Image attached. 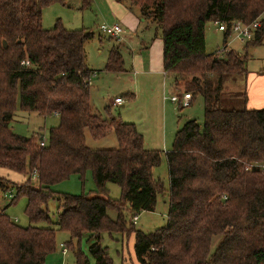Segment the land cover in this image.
<instances>
[{
	"label": "trees",
	"instance_id": "obj_1",
	"mask_svg": "<svg viewBox=\"0 0 264 264\" xmlns=\"http://www.w3.org/2000/svg\"><path fill=\"white\" fill-rule=\"evenodd\" d=\"M57 1L64 0H0V167L26 177L19 183L0 176V190L14 193L10 205L26 197L29 219L21 225L0 205V264H44L57 249L58 230L70 233L65 244L75 249L76 264H90L89 255L96 264H113L103 233L118 234L122 252L132 239L139 264H264V107L249 108L244 91L224 90L227 77L248 74V53L227 48L232 24L259 19L246 47L260 44L264 0H119L158 24L166 76L192 99L201 94L204 100L203 122L187 120L164 153L168 219L150 232L136 228L133 216L129 224L124 212L155 210L165 192L154 175L163 153L146 147L135 123L114 116L108 106L105 115L94 109L90 82L96 71L86 51L94 34L60 21L45 28L43 10ZM215 21L226 24L223 47L208 53L205 28ZM125 69L120 46L111 47L104 70ZM232 102L240 107H227ZM18 108L59 116L45 145L40 132L22 135L10 126ZM86 130L95 139L114 131L118 146L91 148ZM89 171L97 186L93 196L52 189ZM108 182L120 185L121 198L110 196ZM51 198L60 201L57 227L33 225L51 221Z\"/></svg>",
	"mask_w": 264,
	"mask_h": 264
},
{
	"label": "rangeland",
	"instance_id": "obj_2",
	"mask_svg": "<svg viewBox=\"0 0 264 264\" xmlns=\"http://www.w3.org/2000/svg\"><path fill=\"white\" fill-rule=\"evenodd\" d=\"M133 9L137 10L133 12L138 15H136L138 24L136 22L130 24L127 22L128 20H117L123 25L124 34L127 33L126 36L129 38L127 42H121L116 37H112L100 29L102 23L116 21L107 0H90L89 5H85L83 0L54 2L44 8L42 24L45 28H52L57 21H60L66 28L86 29L93 32V38L86 42V51L87 64L97 69L96 74H93L90 86L91 99L95 110L105 115V107L109 99L120 96L124 101L112 107V111L125 122L136 123L140 132L142 131L144 134L146 147L162 151V161L155 168L154 175L163 182L165 192L158 194L155 210H143L139 212V219L135 223L136 228L150 232L164 226L168 219L170 182L168 164L164 153L172 149L178 128L188 118L192 117L199 123L203 122L204 100L201 94H197L193 103L190 106L186 105L181 108L180 111L178 102L175 104L171 100L163 99L165 94L168 96H171L172 93L182 95L184 91L181 86V88L171 90L175 85L172 78H166L163 74L149 73L150 70L147 66L145 68L140 67L139 58L146 56L143 40L150 43L152 37H162V31L156 22L140 20V15L142 16V14L139 7L135 6ZM133 33L134 35H132ZM205 37L206 51L208 53L221 51L224 41V31H221L217 24L214 22L207 23ZM115 43L120 46L125 60V68L128 70L127 72L116 73L104 70L110 48ZM228 44L236 51L248 53V59L246 60L248 71L253 72L264 69V39L260 44H249L246 47L247 40L234 39V36L231 35L228 38ZM231 47L228 48L232 49ZM133 60L135 64L132 66ZM134 69L137 71L136 74L130 73ZM134 79L137 81L138 86L135 85ZM148 80H150V83H147ZM245 80L246 77L243 75L227 77L224 83V90L241 93L245 88ZM145 83L150 85L145 86ZM135 87H138L137 90H135ZM128 90L135 91L136 97L134 99H130L128 94H126ZM239 104L232 102L227 107H240ZM58 122L59 118L56 115L45 117L36 112L24 111L20 108L9 119V124L15 132L28 136L34 132H40L46 140H48L50 128L57 125ZM86 143L89 147L95 149H109L118 146L114 131L109 132L103 138L95 139L86 130ZM96 187L93 175L89 171L84 178L80 174H73L68 179L54 184L52 189L60 193L89 194L93 196L95 195ZM107 188L112 198H121L122 190L120 185L108 182ZM13 195L14 193L4 195L0 190V205L6 209L7 214L12 219L26 226L29 224V219L25 213L27 198L20 197L16 203L10 205ZM59 204V199L51 198L47 203L51 221H41L33 225L57 227ZM109 212L111 216L115 217L113 210ZM124 213L127 222L130 224L134 212L126 209ZM70 239L71 235L69 232L58 230L56 238L57 249L47 256L44 264H76L75 249H70L66 255L60 251V244L62 242L67 243ZM73 242L76 246L77 242L75 239ZM102 244L107 247L109 255L113 259V264H129L135 261L132 239L125 246V252H122V242L118 234L109 235L108 233H103ZM82 247L85 252H88L85 239L82 240ZM89 259L90 264H96L91 255H89ZM62 261L64 262L62 263Z\"/></svg>",
	"mask_w": 264,
	"mask_h": 264
},
{
	"label": "crops",
	"instance_id": "obj_3",
	"mask_svg": "<svg viewBox=\"0 0 264 264\" xmlns=\"http://www.w3.org/2000/svg\"><path fill=\"white\" fill-rule=\"evenodd\" d=\"M108 3L110 4L111 8H112V13H113V16H114V19L116 21L112 22V23H120L119 21L117 20H124V21H127L128 23L132 24L134 22H136V24H138V20L136 18V13H134L133 11L136 10V9H132L130 8L127 4L119 1V0H107ZM137 11V10H136ZM140 14V13H139ZM138 16V15H137ZM140 20L141 21H145L146 19L140 15ZM121 24V23H120ZM123 26V25H122ZM138 30V29H137ZM131 31V30H130ZM125 32V31H124ZM127 32V31H126ZM137 32V31H135ZM127 33L124 34V37L120 40L121 42H127V36H126ZM134 35V33L132 34ZM113 37V36H112ZM236 39V38H234ZM151 42L149 43L148 41L146 40H143V45H144V48H145V52H146V56L144 57H141L139 58V61L141 63V68H145L146 66L149 68L150 72L149 73H155V74H163L164 77L166 78H169L166 76L165 74V71H164V60H163V50H164V42H163V38L162 37H152L151 38ZM114 46L116 45L113 44ZM113 47V46H112ZM228 47H231L228 42H227V48ZM233 48V47H231ZM111 49V48H110ZM234 49V48H233ZM122 52V51H121ZM146 59V60H145ZM134 60L132 62V66L134 65ZM138 65V64H137ZM126 66V65H125ZM90 67V66H89ZM91 69H93L94 71L97 72V69H94L92 67H90ZM127 68L124 70V71H114L116 73H119V72H127ZM112 72V71H111ZM134 73L136 74V69L130 71V73ZM93 77V75H92ZM135 80V79H134ZM91 81H92V78H91ZM150 80L147 81V83H150L149 82ZM135 85H137V81L135 80ZM165 83H166V80H165ZM90 85H91V82H90ZM145 86H148L150 84H144ZM138 86V85H137ZM178 85H174L173 88H171V90L173 89H178V88H181L180 86L177 87ZM138 87H135V90H137ZM91 89V87H90ZM148 90V89H146ZM165 90H167V88H165ZM183 90V89H182ZM184 91V90H183ZM244 92L246 93V98H247V106L249 108H261V107H264V69L260 70V71H248V74L246 75V80H245V88H244ZM126 94H128L129 98L130 99H134L136 97V93L135 91H127ZM173 95H179L181 96V94H171V96ZM167 96L168 98L165 99L164 97ZM171 96H168V95H164L163 96V99L164 100H171ZM117 97H120V96H116L115 98ZM115 98L114 99H109L108 103L106 104V107L108 106L110 109H111V112L114 116H118L116 115L113 111H112V107L116 106L117 104H120V103H115ZM196 99V97H193V99L191 100V103L187 106H190L193 101ZM124 101V99H123ZM171 102L177 104V102L179 103V110L181 111V108L185 107L183 104H182V99L180 100H177V101H172ZM94 106V105H93ZM105 107V108H106ZM95 109V108H94ZM58 118L59 116L56 115ZM48 117V116H46ZM121 118V117H120ZM122 119V118H121ZM190 119H193L192 117L188 118L187 120H190ZM59 123V122H58ZM135 123V122H133ZM185 123V122H184ZM183 123V124H184ZM136 124V123H135ZM182 124V125H183ZM58 125V124H57ZM181 125V126H182ZM56 126V125H55ZM180 126V127H181ZM179 127V128H180ZM178 128V130H179ZM177 130V131H178ZM140 131V130H139ZM142 132V131H141ZM0 176L2 177H5L11 181H14V182H23L26 180V177L25 175L19 173V172H16V171H13V170H10V169H7V168H4V167H0ZM63 243V242H62ZM61 243V244H62ZM60 244V251L61 253L63 254L62 252V246ZM65 244V243H64ZM66 245V244H65ZM132 245H133V241H132ZM69 252V250H68ZM67 252V253H68ZM66 253V254H67ZM65 254V255H66ZM130 258L132 260V257H131V253H130ZM135 258V257H134ZM126 259V258H124ZM64 261H62L63 263ZM128 264V263H127ZM129 264H139L136 259L135 261H132L131 263Z\"/></svg>",
	"mask_w": 264,
	"mask_h": 264
},
{
	"label": "built area",
	"instance_id": "obj_4",
	"mask_svg": "<svg viewBox=\"0 0 264 264\" xmlns=\"http://www.w3.org/2000/svg\"><path fill=\"white\" fill-rule=\"evenodd\" d=\"M214 23L218 25V28L221 31L226 30V24L225 23L218 22V21H215ZM260 26H261V22L259 19H256L251 23H243L240 21L233 22V24H232V36H234V38L241 40V41L251 40L255 36L256 29H258ZM100 29L102 32H104L106 34H110L111 36H114L119 40H121L124 37V31L125 30H124V27L122 26V24H120V23H102L100 25ZM221 51H222V49H221ZM24 63L29 64V61H24L23 64ZM94 74H96V72ZM164 98L167 99L168 97L165 96ZM180 99H182V104L184 106L189 105L191 103V100H192V93L184 92L181 96H179V95L171 96L172 101H177ZM122 102H123V98H121V97L115 98V103H122ZM54 115H57V114H54ZM40 143H41V145H45L47 143V140L45 139L44 135H43V138L40 141ZM138 219H139L138 213H134L133 214V223H136L138 221ZM61 246H62V252L65 255L68 252V248L64 243H62Z\"/></svg>",
	"mask_w": 264,
	"mask_h": 264
},
{
	"label": "water",
	"instance_id": "obj_5",
	"mask_svg": "<svg viewBox=\"0 0 264 264\" xmlns=\"http://www.w3.org/2000/svg\"><path fill=\"white\" fill-rule=\"evenodd\" d=\"M7 45V42L6 41H4V46H6Z\"/></svg>",
	"mask_w": 264,
	"mask_h": 264
}]
</instances>
